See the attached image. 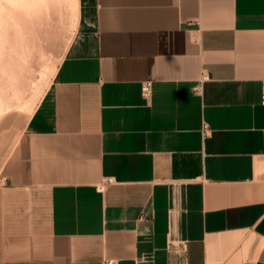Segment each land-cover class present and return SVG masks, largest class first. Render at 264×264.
I'll return each mask as SVG.
<instances>
[{
	"label": "crops",
	"instance_id": "1",
	"mask_svg": "<svg viewBox=\"0 0 264 264\" xmlns=\"http://www.w3.org/2000/svg\"><path fill=\"white\" fill-rule=\"evenodd\" d=\"M108 262L264 264V0H78L0 131V264Z\"/></svg>",
	"mask_w": 264,
	"mask_h": 264
},
{
	"label": "rangeland",
	"instance_id": "2",
	"mask_svg": "<svg viewBox=\"0 0 264 264\" xmlns=\"http://www.w3.org/2000/svg\"><path fill=\"white\" fill-rule=\"evenodd\" d=\"M77 21L78 0H0V131L29 118Z\"/></svg>",
	"mask_w": 264,
	"mask_h": 264
},
{
	"label": "built area",
	"instance_id": "3",
	"mask_svg": "<svg viewBox=\"0 0 264 264\" xmlns=\"http://www.w3.org/2000/svg\"><path fill=\"white\" fill-rule=\"evenodd\" d=\"M149 90H150V83H147V84L144 86V91H145L146 93H148ZM106 264H113V263H112V262H108V263H106Z\"/></svg>",
	"mask_w": 264,
	"mask_h": 264
},
{
	"label": "bare ground",
	"instance_id": "4",
	"mask_svg": "<svg viewBox=\"0 0 264 264\" xmlns=\"http://www.w3.org/2000/svg\"><path fill=\"white\" fill-rule=\"evenodd\" d=\"M2 116V115H1Z\"/></svg>",
	"mask_w": 264,
	"mask_h": 264
}]
</instances>
